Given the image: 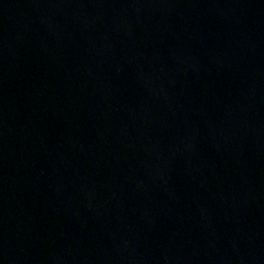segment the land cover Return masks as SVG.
Wrapping results in <instances>:
<instances>
[{
  "label": "water",
  "instance_id": "obj_1",
  "mask_svg": "<svg viewBox=\"0 0 264 264\" xmlns=\"http://www.w3.org/2000/svg\"><path fill=\"white\" fill-rule=\"evenodd\" d=\"M0 264H264V0H0Z\"/></svg>",
  "mask_w": 264,
  "mask_h": 264
}]
</instances>
